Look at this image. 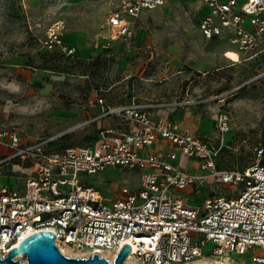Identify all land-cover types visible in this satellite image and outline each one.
Masks as SVG:
<instances>
[{"label": "built area", "instance_id": "2783aa9c", "mask_svg": "<svg viewBox=\"0 0 264 264\" xmlns=\"http://www.w3.org/2000/svg\"><path fill=\"white\" fill-rule=\"evenodd\" d=\"M199 1L207 9L198 24L205 39L224 38L238 54L254 52L251 57L264 51V0ZM163 3L122 0L108 11L109 38L132 42L141 14ZM64 29L62 21L53 22L40 43L71 58L77 51L63 40ZM201 103L132 100L108 105L98 98L99 111L79 127L106 119L121 124L101 126L90 144L60 152L48 150L47 142H23L15 128L1 127L0 168L27 164L31 171L23 195L0 188V256L32 233L51 231L60 252L63 247L86 257L97 253L108 261L127 244L126 259L132 257L136 264H222L234 262L232 254L250 255V264H264L263 150L256 162L239 171L219 169L216 160L228 132L227 113L216 116L215 141L161 113ZM184 159L196 169L181 168ZM118 168L135 172L138 188L123 186L108 201L86 182ZM207 179L231 192L208 195L194 205L179 195L187 188L194 194ZM208 244L212 248L206 252Z\"/></svg>", "mask_w": 264, "mask_h": 264}, {"label": "rangeland", "instance_id": "374dc122", "mask_svg": "<svg viewBox=\"0 0 264 264\" xmlns=\"http://www.w3.org/2000/svg\"><path fill=\"white\" fill-rule=\"evenodd\" d=\"M121 1L0 0V128H15L23 142H47L48 150L60 152L90 144L102 124H121L106 119L79 127L99 111L98 98L108 105L206 100L178 117L187 130L215 141L216 116L228 114L217 167L239 171L256 162L260 150L264 161V51L251 57L254 52L237 54L224 38L205 39L198 30L199 0H164L141 14L132 42L112 41L105 22ZM55 21L63 22V40L76 47L74 57L42 48ZM186 161L181 168L194 171L196 164ZM30 169L27 164L0 168V188L23 195ZM86 182L108 201L123 186L138 188L137 174L120 168ZM227 187L207 179L194 194L179 195L194 205L208 195L230 193ZM211 248L208 244L205 251ZM249 256L232 254L230 264H250Z\"/></svg>", "mask_w": 264, "mask_h": 264}, {"label": "water", "instance_id": "95a60500", "mask_svg": "<svg viewBox=\"0 0 264 264\" xmlns=\"http://www.w3.org/2000/svg\"><path fill=\"white\" fill-rule=\"evenodd\" d=\"M129 254L130 246L124 244L112 261L99 257L97 253L78 258L65 256L55 245L54 234L51 231H42L30 234L13 247L5 257L0 256V264H124Z\"/></svg>", "mask_w": 264, "mask_h": 264}, {"label": "crops", "instance_id": "0c3cea01", "mask_svg": "<svg viewBox=\"0 0 264 264\" xmlns=\"http://www.w3.org/2000/svg\"><path fill=\"white\" fill-rule=\"evenodd\" d=\"M199 3H200V5H201V7H202V9H203V13L201 14V16L202 15H204L206 12H207V9H206V7L199 1ZM200 21V20H199ZM199 24V23H198ZM199 30V29H198ZM136 38V30H135V37H134V39ZM119 42H121V41H119ZM122 43V42H121ZM70 46H73V47H75L74 45H71L70 44ZM76 48V47H75ZM76 51H77V49H76ZM166 100H171V99H159V100H153V99H144V100H136V101H148V102H157V101H166ZM202 103H205V100H202ZM201 103V104H202ZM198 106V105H197ZM181 110H183V109H179V110H176V111H174L173 113H170L169 111L168 112H161V113H169V115L171 116V118H173V119H175L176 121H177V123H179L181 126H182V124H181V120L179 119V117H178V114H179V112L181 111ZM104 126V124H102V127ZM182 128H184L183 126H182ZM186 130H187V128H185ZM191 132V131H190ZM192 133H194V132H192ZM161 142L160 141H158L155 145H154V148H157L158 146H159V144H160ZM163 143H165V142H163ZM152 150H153V148H152ZM187 167V166H186ZM109 170H111V169H109ZM186 191H188L189 193L192 191V188H187L186 189Z\"/></svg>", "mask_w": 264, "mask_h": 264}, {"label": "bare ground", "instance_id": "6f19581e", "mask_svg": "<svg viewBox=\"0 0 264 264\" xmlns=\"http://www.w3.org/2000/svg\"><path fill=\"white\" fill-rule=\"evenodd\" d=\"M61 253L64 254L65 256L67 255L69 257H76V258H78V257H86L85 254H82V253L76 252V251H72V250H70L68 248H63V247L61 248ZM18 258H21V257H18ZM107 258L109 260H111V257L110 256H107ZM124 264H136V262L132 259V257H129V258H127L125 260V263ZM222 264H230V262H224Z\"/></svg>", "mask_w": 264, "mask_h": 264}]
</instances>
